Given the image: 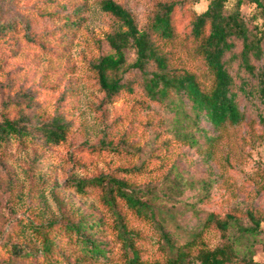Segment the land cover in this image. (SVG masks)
<instances>
[{
	"label": "rangeland",
	"instance_id": "374dc122",
	"mask_svg": "<svg viewBox=\"0 0 264 264\" xmlns=\"http://www.w3.org/2000/svg\"><path fill=\"white\" fill-rule=\"evenodd\" d=\"M104 1L0 0V21L13 26L0 31V118L5 113L10 118L24 115L34 130L33 139H12L0 146V264H131L133 249L139 264H180L171 261L165 234L180 246L193 243L187 264H198L191 254L196 247L213 249L224 241L212 224L204 226L208 213L224 217L236 207L264 210V123L259 110L240 93L244 122L216 130L202 116L198 125L192 124L188 99L175 92L161 100L151 97L144 74L132 66L133 48L126 50L119 72L127 87L108 98L96 65L114 52L108 35L126 27L103 8ZM113 1L133 15L139 29L148 31L160 3L183 1L173 17L184 42L193 13L203 12L212 0ZM237 1L226 0L227 12ZM240 9L250 25L262 23L255 17L256 3L244 0ZM153 37L172 55L171 67L192 73L203 68L193 56L195 43ZM54 116H61L69 128L64 140L51 144L38 124ZM209 134L218 139L209 144ZM101 175L141 189L138 196L148 203L147 212L118 199L120 220L104 202L101 187L82 193L72 184ZM81 219L98 223L87 233L106 254L90 257L59 229L57 254L44 258L33 227L56 222L61 228ZM262 228L260 240L264 224ZM13 246L20 252H13ZM254 259L264 263V252Z\"/></svg>",
	"mask_w": 264,
	"mask_h": 264
},
{
	"label": "trees",
	"instance_id": "16d2710c",
	"mask_svg": "<svg viewBox=\"0 0 264 264\" xmlns=\"http://www.w3.org/2000/svg\"><path fill=\"white\" fill-rule=\"evenodd\" d=\"M249 1L259 7V15L255 17H261L262 23L250 25L243 17L240 7L244 0H238L236 8L231 12L226 10V0H212L203 12L193 13L189 38L183 42L179 40L173 17L176 7L183 1L160 3L152 19L151 31H148L139 29L133 15L121 4L105 0L103 8L117 16L126 27L125 30L120 29L108 35L107 40L114 52L103 56L96 65L107 97L111 98L127 87L121 82L119 72L127 61L126 50L133 48L136 58L132 66L144 74L145 86L151 97L161 100L175 92L182 100L188 99V116L192 124L198 125L202 116L216 130L225 123L238 125L244 122L246 112L238 104L240 93L259 110V122L264 123V64H256L257 61L264 60V1ZM10 26L13 27L6 24V21H0V31H5ZM153 34L166 42L195 43L193 56L202 63L203 68L199 73H192L184 68L171 67L172 55L158 44ZM235 63L236 73H233ZM150 65H153V69H149ZM235 74L240 78L239 84ZM256 100H260L262 108ZM9 106V102H6L5 109ZM6 114L0 118V146L12 139L22 141L34 138V130L28 128L24 115L10 118ZM38 126L51 144L64 140L69 128L61 116L40 121ZM217 139V136L211 134L205 137L209 144ZM192 142L197 144L198 138L192 136ZM207 153L211 155V151ZM72 184L82 193L88 187H101L104 190V202L114 210L120 220L123 217L117 210L118 199L124 200L139 213L147 212L148 203L138 196L141 189L138 191L132 188L127 180L101 175L91 179H76ZM120 224L123 227L122 233L126 234L125 239L131 244L124 223L120 221ZM210 224L221 232L224 241L213 249L196 247L191 254L198 264H264L254 259L257 253L264 252V240L259 239L263 233L264 210L254 206L246 209L236 207L224 217L210 212L204 226ZM58 225L50 222L48 225L33 227L41 241L44 258L48 259L57 254L56 237L59 229L62 235L69 236L67 242L74 240L90 257L97 258L106 254L100 243L87 233V229L98 225L96 221L69 220L61 228ZM165 238L173 253L171 261L187 264V252H190L188 248H192L193 243L188 242L187 247L180 246L172 242L168 234H165ZM11 250L18 253L21 248L13 246ZM133 254L130 263L139 264L136 249H133Z\"/></svg>",
	"mask_w": 264,
	"mask_h": 264
}]
</instances>
